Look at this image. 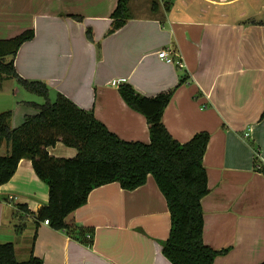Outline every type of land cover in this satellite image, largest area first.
<instances>
[{"label": "crops", "instance_id": "0c3cea01", "mask_svg": "<svg viewBox=\"0 0 264 264\" xmlns=\"http://www.w3.org/2000/svg\"><path fill=\"white\" fill-rule=\"evenodd\" d=\"M133 1L128 22L103 37L117 0H0V39L32 29L34 38L21 45L14 60L18 75L46 82L55 96L92 109L125 141L148 143L149 132L144 116L120 97L118 83L151 97L173 88L185 73L162 121L182 144L198 132L210 134L203 158L209 188L201 200L204 244L216 251L229 248L214 264H260L264 175L254 170L253 160L257 149L264 166V0H150L148 7L142 0L143 15L133 14ZM87 27L100 42L99 51L86 39ZM162 50L176 63L161 60ZM12 88L10 80L0 84V113L12 112L13 129L37 111L20 108L23 101L10 110ZM0 148L1 156L8 153L4 141ZM48 152L76 154L61 143ZM47 203V185L29 160H20L0 186V244L12 243L20 263L34 256L42 264H171L160 244L168 237L170 215L150 176L133 191L117 183L98 187L67 216L70 227H81L85 238L91 234V245L84 236L36 224L35 214Z\"/></svg>", "mask_w": 264, "mask_h": 264}, {"label": "trees", "instance_id": "16d2710c", "mask_svg": "<svg viewBox=\"0 0 264 264\" xmlns=\"http://www.w3.org/2000/svg\"><path fill=\"white\" fill-rule=\"evenodd\" d=\"M129 1L117 0L103 37L120 30L131 18ZM155 7L153 1L151 8ZM68 17L78 22L83 20L79 15ZM85 36L99 51L100 42L95 41L90 27L85 29ZM33 38L34 31L28 29L15 37L0 39V84L14 80L45 100L43 104L28 103L37 113L26 115L23 123L13 129L9 127L12 112L0 113V143L4 141L9 148L6 155H0V186L12 178L20 160H29L36 176L48 187V203L35 214L36 224L47 221L54 230L85 238V231L78 226L70 227L66 218L86 204L94 189L117 183L123 190L133 191L150 176L170 215L168 237L160 244L162 255L171 264H214L216 257L228 253L229 248L216 251L203 241L201 200L209 192L203 158L210 134L198 132L182 144L171 136L162 121L174 93L188 78L185 73L173 88L151 97L138 93L128 82L117 85L124 103L144 116L149 132L148 143L125 141L100 122L92 109L78 107L61 93L51 102L46 82L26 80L18 75L14 66L17 52ZM263 118L264 111L260 120ZM57 143L75 149V156H51L48 150ZM249 144L253 146L252 142ZM253 168L264 175L257 149ZM19 208L28 211L25 206ZM83 242L91 245L92 239L85 238ZM0 264H42V261L31 256L27 262L20 263L15 258L14 245L1 243Z\"/></svg>", "mask_w": 264, "mask_h": 264}, {"label": "rangeland", "instance_id": "374dc122", "mask_svg": "<svg viewBox=\"0 0 264 264\" xmlns=\"http://www.w3.org/2000/svg\"><path fill=\"white\" fill-rule=\"evenodd\" d=\"M145 2V6H149L150 0H144ZM142 4V0H134L131 3V9L133 14L135 15H143V10L144 7L141 5ZM177 8L179 5H175ZM13 84V92L15 93V95H13V92H11V102H12V106L10 108L13 109V107H15V104H13V102H19V101H23L24 103H22V107L20 108H24L25 111H33L35 110L33 107H31L30 105H28V103H36V104H43L45 102L44 98L34 95L30 92H28L27 90H25L24 88L20 87L18 84H16V82L14 80H11ZM56 96L49 91V100L51 102H53L55 100ZM18 110V109H17ZM16 110V113H17ZM29 113V112H28ZM32 113V112H31ZM18 116H20V113H17ZM73 149V148H72ZM0 154H3L2 152V148H0Z\"/></svg>", "mask_w": 264, "mask_h": 264}, {"label": "built area", "instance_id": "2783aa9c", "mask_svg": "<svg viewBox=\"0 0 264 264\" xmlns=\"http://www.w3.org/2000/svg\"><path fill=\"white\" fill-rule=\"evenodd\" d=\"M158 57L163 60L164 62H166L167 64H174L176 63L173 58L171 57V55L166 51V50H162L161 52L158 53ZM180 67H181V64L180 63H177ZM113 84H115V82H113ZM119 84V83H118ZM248 134H246L245 136H247ZM45 224H48L47 221H44ZM86 238L88 240H91L92 239V236L91 234H87L86 235Z\"/></svg>", "mask_w": 264, "mask_h": 264}]
</instances>
